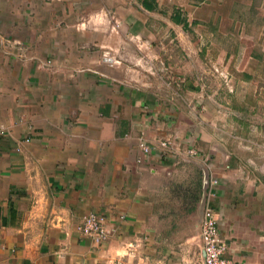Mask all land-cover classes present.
<instances>
[{
    "label": "crops",
    "instance_id": "obj_1",
    "mask_svg": "<svg viewBox=\"0 0 264 264\" xmlns=\"http://www.w3.org/2000/svg\"><path fill=\"white\" fill-rule=\"evenodd\" d=\"M6 39L0 264H202L204 168L226 264H264V0H0ZM144 58L165 74L135 83ZM90 212L101 243L75 228Z\"/></svg>",
    "mask_w": 264,
    "mask_h": 264
},
{
    "label": "built area",
    "instance_id": "obj_2",
    "mask_svg": "<svg viewBox=\"0 0 264 264\" xmlns=\"http://www.w3.org/2000/svg\"><path fill=\"white\" fill-rule=\"evenodd\" d=\"M0 43H4V46H18V44H15L13 42V40L10 41L6 39L5 41H0ZM0 51H3V49H0ZM102 55L104 62L110 64L119 62V60H117L116 58L114 59V57L112 56H109L107 54ZM205 73L208 75L212 73L223 86H227V92H231V74H229L228 69H225L220 65L211 64L210 69L208 71H205ZM199 81L202 80L200 79ZM4 132L5 126L2 124L0 125V134ZM169 142H172V139L160 140L157 144L159 146H165ZM138 146L141 152H148V146L144 143V141L140 140ZM185 152L188 157H192L197 153V150L195 148H190L188 150H185ZM214 183H216V180L210 178L206 193L210 190L211 185ZM199 225L200 231L197 238L204 250V256L203 258H201V263L226 264V261L223 259V255L226 253V244L224 242V239L220 236L217 225L215 224L212 210L210 209V207L205 205V202L203 203ZM75 228H77V230L81 234L87 236L95 243H101L109 238V230L108 228H106L105 218L98 213L90 212L84 215L76 224Z\"/></svg>",
    "mask_w": 264,
    "mask_h": 264
},
{
    "label": "rangeland",
    "instance_id": "obj_3",
    "mask_svg": "<svg viewBox=\"0 0 264 264\" xmlns=\"http://www.w3.org/2000/svg\"><path fill=\"white\" fill-rule=\"evenodd\" d=\"M142 49L144 50V48H142ZM137 51L139 52L138 48H137ZM107 55L110 56L109 53H107ZM116 58H118V57H116ZM118 60L122 61V57H119ZM123 60H127L128 61V59H123ZM159 61H160V59L150 60L148 58H144V59L140 60L139 62L137 61V63H135V62L132 63V65L130 66V70H129V74H131L129 76L130 80L135 82V83H141V82L143 83V81L144 82L145 81L149 82L153 78H156V77H159V76L162 77L165 74V71H164L165 61H164V64L162 63V61H160V62ZM174 62H177V59ZM201 67H202V73H205V71H208L210 69V67H211L210 61L202 60ZM168 70H169V72L167 71L168 73H170V72L172 73V70H174V69H173V67H169ZM162 72H164V74ZM173 74H174V72L172 73V75ZM166 75L168 77V74H166ZM177 212L178 211L169 210V214L172 215V216H175L177 214ZM174 219H175L174 222L177 225L184 226L186 230H188L190 232H193L194 230H196V225H195V221L196 220L192 216H189V212H185V217H179V218L177 217V218H174ZM195 255H196L197 258H199V249H198V247L196 249V254Z\"/></svg>",
    "mask_w": 264,
    "mask_h": 264
},
{
    "label": "water",
    "instance_id": "obj_4",
    "mask_svg": "<svg viewBox=\"0 0 264 264\" xmlns=\"http://www.w3.org/2000/svg\"><path fill=\"white\" fill-rule=\"evenodd\" d=\"M208 182H209L208 170H207V168H204V170H203V180H202L203 194H202V199L200 200V205H201L200 216H201V212H202L203 203H204V200H205V194H206V189H207V186H208ZM199 222H200V219H199ZM199 231H200V225H199ZM198 234H199V232H198ZM199 246H200V248L202 250V256H204V250H203L202 245H201L200 242H199Z\"/></svg>",
    "mask_w": 264,
    "mask_h": 264
}]
</instances>
